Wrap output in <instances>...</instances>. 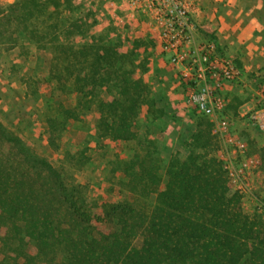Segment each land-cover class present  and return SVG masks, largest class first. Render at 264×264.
Instances as JSON below:
<instances>
[{
	"label": "trees",
	"instance_id": "obj_1",
	"mask_svg": "<svg viewBox=\"0 0 264 264\" xmlns=\"http://www.w3.org/2000/svg\"><path fill=\"white\" fill-rule=\"evenodd\" d=\"M75 2L16 0L0 12V42L26 58L48 51L44 77L53 99H75L70 107L58 103L57 116L47 118L51 148L94 106L102 138L133 142L146 90L137 64L153 40L139 36L123 54L92 32L95 13L83 15ZM104 93L112 96L105 100ZM186 146L188 156L166 166L151 154L132 158L120 171L119 194L99 200L80 180L90 163L85 151L73 148L55 165L0 120V264H264V223L232 193L206 116Z\"/></svg>",
	"mask_w": 264,
	"mask_h": 264
},
{
	"label": "rangeland",
	"instance_id": "obj_2",
	"mask_svg": "<svg viewBox=\"0 0 264 264\" xmlns=\"http://www.w3.org/2000/svg\"><path fill=\"white\" fill-rule=\"evenodd\" d=\"M15 1L0 0V12L6 13L8 6ZM75 3L81 7L80 12L83 15L91 11L95 13V19L91 20L94 23L92 32L102 33L105 42L118 45L123 54L131 50L133 41L139 36L148 41L153 40L154 45L150 46L148 51H142L137 64L138 78L146 87L142 117L138 119L135 127L138 139L129 143H118L110 138H102L97 129V108L94 106L83 116V121L69 122L66 131L58 140L59 148H51L47 118L57 116L58 103L70 107L75 99H53L51 88L44 77L52 62L48 51L37 50L26 58L7 52V46L1 42L0 120L17 129L39 155L48 158L55 165L73 148L85 151L90 163L81 172L80 180L88 185V195L92 199L113 200L119 194L117 184L124 176L120 171L132 158H145L151 154L166 166L172 158L187 157L189 152L186 144L196 130L198 118L206 116L213 123V132L222 118L229 122L230 133L242 141L246 156L257 158L261 162L260 172L254 183L256 196L264 199V131L259 130L248 117L240 115L241 107L248 113L261 109L264 103V98L260 95L264 86V0H198L201 15L198 20L199 27L204 30L205 35L207 34L206 37L216 41L221 57L232 58L244 80V83H231L239 94L228 104L223 99V113L214 116L201 113L194 104L189 103L181 85V73L171 65L169 57L160 52L156 36L147 27V17H127L117 0H76ZM222 9H228L234 19L238 16L237 21L223 25L218 15ZM240 32L249 33L250 37L239 42ZM83 43L84 40H79V44ZM257 56L261 59H257ZM15 66L18 67L16 71ZM244 67L257 70L263 79L258 80L262 78L259 74L256 77L247 75ZM23 78L36 80L38 84H32L30 89L23 84ZM111 96L108 93L101 94L105 100ZM22 103L25 104L21 108ZM216 137L220 141L217 158L224 150H233L220 136ZM231 188L232 193H236L234 185H231ZM239 195L245 213L257 215L264 223V218L257 213L256 205L251 202L252 197ZM154 202L155 196H151L146 202L147 207L152 206ZM109 228L114 230V227ZM134 245L140 248L142 238L139 237ZM58 259L66 261L67 255L61 253Z\"/></svg>",
	"mask_w": 264,
	"mask_h": 264
},
{
	"label": "built area",
	"instance_id": "obj_3",
	"mask_svg": "<svg viewBox=\"0 0 264 264\" xmlns=\"http://www.w3.org/2000/svg\"><path fill=\"white\" fill-rule=\"evenodd\" d=\"M126 16L135 19L139 16L148 18L147 27L158 41L160 52L169 57L171 65L181 73V85L189 103L198 111L207 115H221L225 102L219 95L231 83H244L240 69L235 63L221 57L214 40L195 45V35L199 29L198 0H117ZM259 77H262L259 74ZM258 78V77H257ZM262 78H258V80ZM264 98V86L260 90ZM264 131V103L261 109L240 113ZM214 134L220 136L231 152H221L219 160L224 171L234 185L235 191L244 197H252L257 213L264 218V199L256 196V179L260 170L257 158L246 156L242 141L230 133L227 120L220 118Z\"/></svg>",
	"mask_w": 264,
	"mask_h": 264
},
{
	"label": "crops",
	"instance_id": "obj_4",
	"mask_svg": "<svg viewBox=\"0 0 264 264\" xmlns=\"http://www.w3.org/2000/svg\"><path fill=\"white\" fill-rule=\"evenodd\" d=\"M230 12L228 11V9L227 10H224V9H222L219 13H218V15H219V19L223 22V25L225 24V23H227L228 25L229 24H231V22H234L235 23V21H237V18H238V16L234 19L233 17H231V15L229 14ZM209 16L211 15V13L210 14H208ZM200 14L198 15V17H197V22H198V20H199V18H200ZM240 18V17H239ZM198 25L200 26V24H199V22H198ZM204 31V30H203ZM203 31H202V28L201 27H199V29H198V31H197V33H196V35H195V40H194V43H195V45H198V44H201V43H203V42H205L206 40H213V39H210V38H208V37H206L207 36V34L205 35L204 33H203ZM234 33H235V30H234ZM248 37H250V34L249 33H246V32H240L239 33V37H238V40H239V42H241V41H243V40H247V38ZM215 41V40H214ZM216 42V41H215ZM218 43V42H217ZM219 44V43H218ZM217 47H219V46H217ZM219 49V48H218ZM221 49V48H220ZM222 54H224L223 52H221ZM258 57V58H257ZM256 58L257 59H261V58H259V56H257ZM228 58L229 59H232V58H230L229 56H228ZM262 63H264V61L262 62ZM245 66H246V64H245ZM248 66V65H247ZM245 68V67H244ZM245 73L247 74V75H253L254 77H256L259 73H258V71L257 70H252V69H249V68H245ZM255 73V74H254ZM253 83H255V81H252ZM20 88V87H19ZM239 94V91L237 90V88L234 86V85H227L225 88H224V91H222L221 92V96H222V98L226 101V104H228V103H230L233 99H235V96H237ZM251 94L253 95L254 93L253 92H251ZM255 96V95H254ZM24 104L25 103H22V105L20 106L21 108L22 107H24ZM244 104H247V103H244ZM227 106V105H226ZM244 109V107H241V111Z\"/></svg>",
	"mask_w": 264,
	"mask_h": 264
}]
</instances>
